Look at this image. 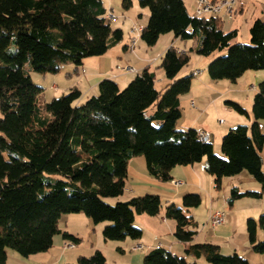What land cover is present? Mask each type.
<instances>
[{
  "label": "trees",
  "instance_id": "16d2710c",
  "mask_svg": "<svg viewBox=\"0 0 264 264\" xmlns=\"http://www.w3.org/2000/svg\"><path fill=\"white\" fill-rule=\"evenodd\" d=\"M105 2L0 0V264H8L10 252L22 258L48 252L57 235L79 244L80 239L59 226L62 217L71 214H84L96 225L105 224V241L141 240L143 231L134 225L136 216H158L162 198L149 193L127 202L117 200L126 191L129 165L136 158H144L150 177L162 183L172 181L176 167L207 159V172L214 177L217 190H222L224 179L247 173L264 193V81L253 100V123L231 128L222 139L223 157H219L211 140H202L195 129L178 127L183 116L180 97L190 92L198 74L191 71L178 79L190 63L188 51L180 53L170 47L162 57L158 68L170 81L164 90L156 88V71L145 69L124 90L114 80L105 79L98 86V97L80 102L82 92L74 87L41 105L43 89L25 73L26 64L43 76L57 74L66 64L74 65L78 73L86 59L106 55L124 39L123 28L111 26L120 16ZM138 2L151 12L139 38L149 47L172 33L183 42L197 40V48L190 52L198 56L209 58L226 51L208 66L213 81L236 82L249 71H264L263 21L253 23L250 44H232L238 32H224L222 16L191 15L184 0ZM131 8L133 0H122L124 12ZM228 104L239 115L248 116L241 105ZM262 192H241L234 187L229 205L243 198L260 199ZM113 198L116 204H109L107 200ZM201 204L199 194L182 198L188 210ZM165 217L175 221L179 242L194 240L196 222L177 204L167 207ZM259 229L264 231V215L247 222L252 250L264 254ZM185 253L209 264H250L238 253L224 255L219 246L209 243L191 245ZM76 264L108 261L97 250ZM143 264L187 262L158 247L144 256Z\"/></svg>",
  "mask_w": 264,
  "mask_h": 264
},
{
  "label": "crops",
  "instance_id": "0c3cea01",
  "mask_svg": "<svg viewBox=\"0 0 264 264\" xmlns=\"http://www.w3.org/2000/svg\"><path fill=\"white\" fill-rule=\"evenodd\" d=\"M105 3L107 7L113 9L120 18L124 17L126 20L125 22H128L127 31L130 33L131 25L134 20L126 16V12L122 9V0H106ZM184 3L190 14L194 15L197 0H184ZM120 18L116 20L118 21L116 26L125 30V23H119ZM222 18V29L224 32L237 31L239 35V32L242 31L239 27L243 24L244 37L250 39V29L253 23L256 20L264 22V0H239L233 11V15L227 17L224 14ZM167 38L165 42L163 41V45L159 47L157 43V46L153 49L145 44H139L138 42L135 47L131 49L129 48V43V45L124 47L123 53L116 49L118 46L116 45L102 57L86 59L84 65L79 68L77 73L79 78H77V81L69 87L66 86L65 90L77 86L76 88L82 92V99L80 102H83L89 95L97 94L100 82L105 79L114 80L118 85L122 86L130 82L135 74L122 73L120 70L121 66L126 67L132 65L137 69L138 73H141L145 69L156 71L161 64L162 57L170 47H175L180 53H185L187 51L186 49L182 50L183 48L178 47L181 41L180 39ZM129 39H131L130 34ZM138 46L139 48H137ZM197 46L198 41L193 40L191 49H196ZM155 73L156 76L159 75L160 83H164V73L160 72V74H158L157 71ZM197 73L190 92L180 97L183 116L178 122V127L181 129L192 128L198 132L208 134L211 138V142L214 143L215 152L219 153L216 146L219 145L221 147L223 137L232 127H236V125H246L250 127L253 123V100L258 92L260 83L264 81V71H249L236 82H230L228 80L213 81L206 73L199 71H197ZM82 80L84 84L80 86ZM50 87L53 96L57 97V93L60 92L59 86L54 84ZM224 98H228L230 99L229 101L241 105L248 112V116L239 115L232 109L237 115H233L231 112L229 113L232 115L231 122H233L230 123V126H228L229 123L227 122H222L221 120L218 122L221 116L217 105ZM192 103H194L195 108L192 107ZM226 103L228 104V101ZM261 125L264 130V121L261 122ZM145 165V159L143 158H136L130 162L129 182L131 190L129 193L131 197L156 193L159 194L161 198L165 196L168 200L179 203L186 194H199L203 199L202 205L199 208H194L193 211H191V216L198 225L200 223L205 225L210 223L211 215L218 209L211 213L212 209H208L207 200L204 199V197L210 195V199L213 205H215L214 198L216 199V195L214 193V177L207 172L206 159L192 166L176 167L172 171V180L180 179L183 181V185L179 187H174L171 182L162 183L150 177V175L141 168V166L145 167ZM137 171H141L145 176L138 178L135 174ZM254 180L255 179L247 173H242L237 177L224 179L223 184L228 190L234 187L239 188L241 192L261 190V185ZM253 182H257L259 185ZM261 198L263 201L264 193ZM226 202H228V198L224 191L219 199L217 207L219 209H224ZM203 206L204 208L201 209ZM239 211L244 213L246 217L256 219L257 216L264 213V204L261 206L251 203L250 205H246L245 208H241ZM236 212L235 209L231 210L224 224L217 229L212 228L214 231L211 233L206 230V236H208L211 243L220 247L221 252L225 245L227 251H231V253H244L247 257L249 255L246 259L250 264H264V255H259L255 252L252 253L253 250L249 243L246 219L244 218V221L238 219L241 213L239 212V216H237ZM145 216L147 215H141L139 218H141V223L143 224V228L141 229L153 235V240L148 245L154 247L159 243L158 247L165 248L169 246V250L174 255L177 253L176 255L180 256L181 253H183L181 252L183 245L177 244L172 238V233H175L176 225L167 219L165 214L162 218ZM59 226L62 231L68 232L80 239V243L76 244L74 249H68L66 248V240H64L62 235H57L54 238L52 248L48 252L33 255L29 258H23L26 260L27 264H70L78 261L80 257L92 256L97 250L101 251L106 258L108 257V251L112 253V251L116 250L115 252L117 254L124 255L128 248L133 251V247L137 244L142 245L143 249L135 251H142L145 249L144 244H142L145 240H143L142 243H139L140 240L129 242V239L124 242L105 241L103 236L105 224L96 225L84 214L63 216ZM259 236H263V232H258L257 237L259 238ZM178 253H180V255ZM13 256L15 258V256L19 255L10 252L9 259ZM144 256L145 255H139L136 259V264H143ZM251 259L256 262L253 263ZM122 260L121 257H116L114 264H118L122 262Z\"/></svg>",
  "mask_w": 264,
  "mask_h": 264
},
{
  "label": "rangeland",
  "instance_id": "374dc122",
  "mask_svg": "<svg viewBox=\"0 0 264 264\" xmlns=\"http://www.w3.org/2000/svg\"><path fill=\"white\" fill-rule=\"evenodd\" d=\"M114 1V0H113ZM117 16H118V14H116ZM126 16L127 17H131V19H133L134 20V22L132 23V25H131V29H132V27L134 28V29H136L137 27H144V26H146L148 23H149V20H150V16H151V12H150V10L148 9V8H142L141 6H140V4H139V2H138V0H133V8H131L130 9V11H128V12H126ZM223 20V19H222ZM126 20L124 19V18H120V20H119V23H122V22H124L125 23V30H124V39L122 40V42H120L119 44H118V46L116 47V49L118 50V51H121L122 53L124 52V47L125 46H127V45H129V43H130V46H132V44H133V41L131 40V39H129V32L127 31V24H128V22H125ZM118 23V21H116V20H112L111 21V26H112V28L113 29H116L117 28V26H116V24ZM243 26V24L239 27V29L240 30H242V31H240L239 32V35L237 36V38L236 39H234L233 41H232V44H250V42H251V39H246L245 37H244V26ZM242 28V29H241ZM130 29V30H131ZM133 29V30H134ZM167 37H171V38H175L174 37V35L172 34V33H169V34H165V35H163L161 38H160V40H159V42H158V44L157 45H159V47L161 46V45H163V41L165 42L166 40L165 39H168ZM139 44H145L146 46H148L146 43H144L143 41H141V40H138L137 41ZM160 43V44H159ZM157 45H155V46H153V47H150V48H155ZM149 47V46H148ZM178 47H180V48H183L182 50H184V49H186L188 52H189V54H190V56H191V60H190V63H189V65L187 66V67H185L182 71H181V73L179 74V76H178V79H180V78H183V77H185V76H187L191 71H195V72H197V71H199V72H202V73H206L207 75H209L208 74V66H209V64H210V62H212L213 60H215V59H217V58H220V57H223V56H225L226 54H227V52L226 51H224V52H220V53H216L214 56H212V57H209V58H206V57H201V56H198L197 54H194V53H191L190 52V50H191V47H192V41H186V42H183V41H180L179 42V44H178ZM137 48H139V46L137 47ZM123 68H126L127 69V71H124V70H122ZM128 68H129V70H131V71H128ZM121 72L122 73H124V74H131V75H133V74H135L134 76H133V79L132 80H134V78L136 77V74L138 73V71H137V69L134 67V66H132V65H128V66H121ZM24 71H25V73L26 74H29V75H31V77H32V79H33V83H34V85L35 86H37V87H39V88H41V89H43V94H42V96H41V100H40V103H41V105H44V104H46V103H50V102H52L54 99H58V98H60V97H62L63 95H65V94H68L69 93V91L72 89V88H69V89H66L65 90V88H66V86L67 87H69V86H71V84H73L75 81H77V78H79V76L77 75V73H75V66L74 65H72V64H66V65H62L61 66V69H60V71L57 73V74H47V75H45V76H43V75H40V74H37V73H35L32 69H31V66H30V64L28 63V64H26L25 65V67H24ZM156 71H157V73L158 74H160V72L161 73H164V78H163V80H164V83H160V79H159V75H157V81H156V88L158 89V90H164L166 87H167V85L170 83V81L166 78V76H165V72H164V70L163 69H161V68H158V69H156ZM131 80V81H132ZM130 81V82H131ZM130 82H128V83H126V85H124V86H122V85H119V87H120V90H124L129 84H130ZM58 85L59 86V89H60V92L59 93H57V97H54L53 96V93H52V90H51V87L50 86H52V85ZM81 84H84V81L82 80L81 82H80V86H81ZM74 87H77V86H73V88ZM66 91V92H65ZM100 95V92H99V89H98V92H97V94L96 95H89L88 96V98L87 99H85L83 102H85V101H87L89 98H91V97H93V96H96V97H98ZM229 100L230 99H228V98H224V99H222L220 102H219V104L217 105L219 108V113H220V116H221V118H219L218 119V122H220V120L222 121V122H227V123H229L228 124V126H230V123H233V122H231L232 120H231V118H232V115L231 114H229L230 112L231 113H233V115L235 114V115H237L235 112H233V108L231 107V106H229V104H227L226 102L228 101L229 102ZM232 110H230V109ZM216 109H217V107H216ZM217 109V110H218ZM155 109H152V110H150L149 112H148V114H151L153 111H154ZM2 117V113H1V111H0V118ZM236 126H239V125H236ZM230 128V127H229ZM232 128H234V127H232ZM213 145H214V143H213ZM215 147V146H214ZM216 148H217V150H218V152L219 153H217L216 155L217 156H219V157H223V154H222V152H221V147L219 146V145H217L216 146ZM262 157H263V166H264V154L262 155ZM144 159V158H143ZM207 160V159H206ZM145 163H146V161H145ZM141 168H143V170H145V172H147L148 173V171H147V165H145V167H142L141 166ZM140 170V169H139ZM263 170H264V168H263ZM146 173V174H147ZM136 174V176L138 177V178H142V177H144L145 176V174H143L141 171H137V173H135ZM176 180H178V181H182V180H180V179H174V180H172L171 181V184L174 186V187H177V186H175V184H174V181H176ZM255 181V180H254ZM182 183H183V181H182ZM253 183H256L257 185H259L257 182H253ZM130 190H131V188H130V182H129V179H128V181H127V187H126V191H125V193H124V195L123 196H121L120 198H118L117 200H119V201H121V202H127V201H129V200H131L133 197H131V195H130ZM224 191H225V193H226V196H227V198H230V193H231V189H226L225 187H224V184H223V188H222V190H217L216 188L214 189V193H215V195H216V199L214 198V204L215 205H213V202H212V200L210 199V195H208L207 197H204V199L205 200H207V205H208V209H212V211H211V213L214 211V210H216V209H218V210H216V211H221V212H224L225 213V215H226V217H225V220H226V218H228L229 217V212L231 211V210H233V209H235L237 212H236V214H237V216H239L238 214H239V212L241 213L240 214V216L238 217V219H240L241 221H244L245 219H246V223L248 222V220L249 219H253V218H250V217H246L245 215H244V213H242L241 211H239V210H241V208H245L246 207V205H250L251 203L253 204H257V205H263L264 204V200L262 201V198H260V199H255V198H243V199H240V200H238V201H236L235 203H234V205L231 207L230 205H229V202H226V206L224 207V209H222V208H218L217 207V205H218V203H219V199H220V197H221V195H222V193H224ZM252 191H256V190H252ZM256 192H262V188H261V190L259 189V191H256ZM159 195V194H158ZM135 197H138V196H135ZM183 198V197H182ZM202 198V197H201ZM117 200L116 199H108L107 200V202L109 203V204H116V202H117ZM162 209H161V212H160V214L158 215V216H156V217H160V218H162L163 216H164V214H165V212H166V209H167V207L169 206V205H171V204H173L174 202L172 201V200H168L165 196H162ZM202 201H203V199H202ZM175 204H177V207L178 208H182L183 209V211H184V213L185 214H187V215H190L191 216V211H193V209H186V208H184L183 207V205H182V201H180L179 203H175ZM202 205V204H201ZM212 206H213V208H212ZM235 206V207H234ZM201 207V206H200ZM199 208V207H198ZM204 208V206L201 208V209H203ZM215 211V212H216ZM239 211V212H238ZM261 215H264V213L263 214H261ZM261 215H259V216H257L256 217V219H254V220H259V218H260V216ZM212 216V215H211ZM140 216H136V220H135V223H134V225H135V227H138V228H143V224L141 223V218H139ZM145 217H148V216H145ZM245 218V219H244ZM173 224H175L176 225V223H175V221L174 220H170ZM224 224V223H223ZM222 224V225H223ZM196 225V228H195V230L197 231V235L195 236V238H194V240L191 242V243H189V244H184V243H181V242H179L176 238H175V235H174V233H172V238L174 239V241L177 243V244H181V245H183L182 246V251L181 252H183V253H181V255H180V253H178L180 256L179 257H181V258H185L186 259V262H187V264H209L207 261H205L203 258H201V259H198V258H196V257H194V256H188L186 253H185V250L187 249V247H189V246H191V245H196V244H206V243H209V244H214V243H211V241H209V239H208V236H206L207 234V232H206V230H208V232L209 233H211L212 231H214L213 229H217L218 227H220V226H215V225H213L211 222L209 223V224H203V223H200L199 225L196 223L195 224ZM221 225V226H222ZM213 228V229H212ZM192 230L194 229L193 227L191 228ZM142 230V229H141ZM143 231V230H142ZM248 232V231H247ZM258 232H260V233H262L263 232V236H264V231L263 230H261V229H259L258 230ZM263 236H259V238H258V240H260V241H264V237ZM143 240H145L144 241V243H142V241ZM153 240V235L150 233V232H144L143 231V238L139 241V243H142V244H144V246H145V249L144 250H142V251H135V250H133V251H131L129 248L126 250V252L124 253V255L123 254H121V255H119V254H117L115 251L116 250H114V251H112V253H110L109 251H108V253H107V258H108V263L109 264H111V263H113L114 264V260L116 259V257H121V259H123L122 260V262H120V263H118V264H136V259H137V257L139 256V255H146L148 252H150L151 250H153V249H156V248H158V244L159 243H157V245L156 246H151L150 247V245H148L149 243H151V241ZM129 242L130 241H132V240H128ZM170 242V241H169ZM167 246V245H166ZM167 250H169V246L168 247H165ZM170 251V250H169ZM171 252V251H170ZM180 252V251H179ZM175 253V252H174ZM252 253H254V251L252 252ZM177 254V253H176ZM175 254V255H176ZM222 254H224V255H232V254H234V253H231V251H227V247L224 245L223 246V249H222ZM239 254V253H238ZM257 254V253H256ZM239 255H241V256H243L244 258H248L249 257V255H248V257H247V255H245L244 253H240ZM259 255H264V254H259ZM20 259V260H19ZM22 259V260H21ZM252 260V262L253 263H255L256 261L255 260H253V259H251ZM25 262V263H24ZM77 263V261L76 262H74V263H70V264H76ZM9 264H27V262H26V260H24L22 257H19V256H15V258H14V256L13 257H10V259H9Z\"/></svg>",
  "mask_w": 264,
  "mask_h": 264
},
{
  "label": "built area",
  "instance_id": "2783aa9c",
  "mask_svg": "<svg viewBox=\"0 0 264 264\" xmlns=\"http://www.w3.org/2000/svg\"><path fill=\"white\" fill-rule=\"evenodd\" d=\"M239 2V0H197L196 7L194 10V13L197 17H204V16H223L224 14L228 16L233 15V11L236 7V4ZM110 19H113L114 16L110 15ZM134 29V28H133ZM142 27H137L136 29L132 30V33L135 35L136 38L133 39V47L136 45L137 41L140 38V34L142 32ZM122 70L127 71L126 68H123ZM128 71L129 70L128 68ZM194 104H192L193 106ZM222 123V122H221ZM201 139L205 142H210L211 138L208 134L204 132H198ZM175 186L179 187L183 185L182 181H174ZM225 213L221 211H216L212 214L210 217V222L215 226H221L225 222ZM76 245L73 243L67 242L66 248L68 249H74ZM143 249V246L140 244L135 245L133 247V250H141Z\"/></svg>",
  "mask_w": 264,
  "mask_h": 264
}]
</instances>
